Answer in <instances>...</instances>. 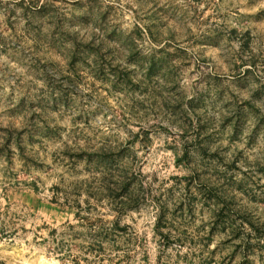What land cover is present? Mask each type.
<instances>
[{
	"label": "rangeland",
	"instance_id": "rangeland-1",
	"mask_svg": "<svg viewBox=\"0 0 264 264\" xmlns=\"http://www.w3.org/2000/svg\"><path fill=\"white\" fill-rule=\"evenodd\" d=\"M0 264H264V0H0Z\"/></svg>",
	"mask_w": 264,
	"mask_h": 264
}]
</instances>
